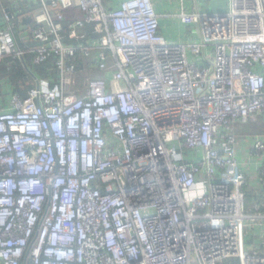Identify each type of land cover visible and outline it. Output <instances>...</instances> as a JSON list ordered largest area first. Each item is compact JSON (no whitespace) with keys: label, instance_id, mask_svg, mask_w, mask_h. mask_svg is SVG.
I'll return each mask as SVG.
<instances>
[{"label":"built area","instance_id":"1","mask_svg":"<svg viewBox=\"0 0 264 264\" xmlns=\"http://www.w3.org/2000/svg\"><path fill=\"white\" fill-rule=\"evenodd\" d=\"M0 8V65L56 68L55 88L31 73L26 96H0V264H264V126L245 127L264 124V0ZM15 16L32 18L24 46Z\"/></svg>","mask_w":264,"mask_h":264},{"label":"trees","instance_id":"2","mask_svg":"<svg viewBox=\"0 0 264 264\" xmlns=\"http://www.w3.org/2000/svg\"><path fill=\"white\" fill-rule=\"evenodd\" d=\"M11 11L12 13H16L15 9L11 8ZM15 18L17 20L19 19L18 16H15ZM78 18H82V13L80 11L74 10L66 12V17L62 22L64 28L62 33L63 35H65V40L67 43H76V41L69 38L67 34L70 24ZM1 23L2 21L0 22V24ZM93 29V27H90V32H92ZM22 46H24V44ZM3 57V63L0 65V81L4 84L3 90L0 92V96H2L3 98L6 95L5 93L7 92V90L10 92H14L15 94L26 96L28 94V91L35 86L34 77L31 73L45 82L48 78L55 77L56 75L55 57H51L46 63L42 65H34L32 62V55L27 54L25 56V62L31 72L25 67L23 61L13 58L12 55L5 54ZM83 62L84 60L81 57H79V59H77L76 61L79 67L83 65ZM44 86L46 88L52 89L56 87V83L46 82ZM222 264H241V262L239 258H231L225 260Z\"/></svg>","mask_w":264,"mask_h":264},{"label":"crops","instance_id":"3","mask_svg":"<svg viewBox=\"0 0 264 264\" xmlns=\"http://www.w3.org/2000/svg\"><path fill=\"white\" fill-rule=\"evenodd\" d=\"M116 1H120V0H116ZM216 4H217L216 6H219L216 11H224V10H221L222 6L220 3L216 2ZM173 8L174 7L168 6L165 4H164V6L162 4H159L157 6V10L161 13L164 12L165 10H168V9L173 10ZM3 18H4V12L0 8V22L3 20ZM14 22L16 23L15 35H16L17 39L19 40L20 44L23 45L24 43L21 39V36L24 35L23 34L24 30L31 28L32 22L30 21L29 23H25L24 20L22 22L19 19L17 20L15 17H14ZM19 22H20V25H19ZM161 25H162V32L168 40L176 41V42H182L185 40V38H186L185 27L177 19H169V20L168 19H161ZM33 44L34 43L31 42V45H33ZM3 95H4V93H3ZM261 119L262 118H260L259 121L257 119L256 122H252L245 127H248L249 131H251V132H252V130H254L255 132L256 131L259 132L263 129V126H264Z\"/></svg>","mask_w":264,"mask_h":264},{"label":"rangeland","instance_id":"4","mask_svg":"<svg viewBox=\"0 0 264 264\" xmlns=\"http://www.w3.org/2000/svg\"><path fill=\"white\" fill-rule=\"evenodd\" d=\"M201 4L210 11H215L218 9L219 6H216V2L220 3L222 8L221 10L228 9L229 7V0H199ZM43 86V85H42Z\"/></svg>","mask_w":264,"mask_h":264},{"label":"water","instance_id":"5","mask_svg":"<svg viewBox=\"0 0 264 264\" xmlns=\"http://www.w3.org/2000/svg\"><path fill=\"white\" fill-rule=\"evenodd\" d=\"M7 11L10 13V9H9V8L7 9ZM11 15H12V14L10 13V16H11ZM31 19H32V18H26V19H24V22H25V23H29V22L31 21Z\"/></svg>","mask_w":264,"mask_h":264}]
</instances>
